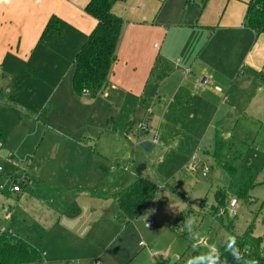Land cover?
Segmentation results:
<instances>
[{
  "label": "crops",
  "instance_id": "0c3cea01",
  "mask_svg": "<svg viewBox=\"0 0 264 264\" xmlns=\"http://www.w3.org/2000/svg\"><path fill=\"white\" fill-rule=\"evenodd\" d=\"M89 1L10 0L0 5V76L8 85L17 83V88L29 85L37 88L42 83L41 73L66 72L64 80L55 76L51 82L55 92H59V99L54 96L49 100L54 102L52 113L58 114L60 99L66 96L70 105L83 107L89 120L95 123L99 116L93 105L103 100L97 97L88 101L85 96L75 95L71 84L75 56L97 26L96 20L85 11ZM249 1H116L111 12L123 21V28L108 84L100 93L104 92L102 98L113 110L125 107L128 111L123 137L115 131L84 135L64 124L48 131L63 137L71 146L78 144L75 140L78 137H85L89 150L100 146L102 151H110L109 147H119L121 139L124 143L129 141L128 126L145 110L151 112L150 124L160 115L155 137L158 148L166 151L172 142L179 140L183 152L179 159L186 160L190 153H195V162L191 155L186 168L189 165L191 171H197L196 167L202 164L208 171L205 165L208 157L216 166V143L220 142L219 161L235 166L237 174L242 167L244 177L252 172L254 186L264 183V33L256 35L245 26ZM139 72L142 73L137 79ZM4 101L0 100L2 128L5 127L2 118L10 110L8 104L14 106L10 100ZM166 118L173 121L171 134L162 130ZM3 132L0 236L3 229L23 238L48 261L55 251L67 249L72 240H87L89 231L104 228V224H109L106 231L111 228L113 219L105 217L120 211L117 199L110 195L121 189L118 177L121 173L105 177L104 154L93 162L95 170L91 173L80 176L82 172L77 168L83 163H79L64 171L68 172L65 178L52 165L48 175H44L42 156L38 154L36 159L35 153L23 152L11 143L12 133ZM176 135L179 139L175 140ZM106 136L109 139L105 142ZM249 144L254 147L253 155L248 161L239 162L236 148ZM175 145L179 147L178 142ZM56 148L48 150L49 160L57 158L51 156ZM26 158L24 164H31L32 171L25 169L17 179L13 173L18 167L15 160L21 165ZM61 160L66 164L64 154ZM86 165L89 169V164ZM182 179L187 186L190 182L195 184L186 173ZM16 185L21 189L18 192L12 190ZM173 258L178 263L179 258Z\"/></svg>",
  "mask_w": 264,
  "mask_h": 264
},
{
  "label": "rangeland",
  "instance_id": "374dc122",
  "mask_svg": "<svg viewBox=\"0 0 264 264\" xmlns=\"http://www.w3.org/2000/svg\"><path fill=\"white\" fill-rule=\"evenodd\" d=\"M65 73L62 71L60 73L59 71L57 73L54 71L41 73L42 83L37 84V88L30 85L17 88V83L8 85L6 79L0 76V100H5L4 102L10 100L9 103L14 104L13 106L7 103L10 110H7V116L2 118L5 126L4 128L0 127L2 137L4 130L10 131L12 133L11 143L21 148L23 152L35 153L36 159L40 154L43 161L42 167L45 169L43 170L45 171L44 175H48V169L52 165L55 172H60L61 178H65V174L68 172L64 174V171L79 163H83L82 167L77 168L82 172L80 176L86 172L91 173L95 170L93 162L100 159L99 154H104V161L111 162V164L107 162L104 164L105 177L109 178L108 176L113 172L116 176L120 172L121 175L118 176L121 180L120 190L138 177L156 183L158 190L151 200V205L130 224L127 223L121 211L115 212L114 215L112 213L105 217L114 221L110 224L111 228L108 231L106 230L109 224H104V228L101 226L92 233L89 231L86 236L87 240L84 242L72 240L70 244L66 245L67 249L55 251V256H52L48 261L42 259V263L37 264H153L158 255L170 260L176 256L179 258L178 264H188L193 249L197 248L200 252H204L207 250V245L212 243H215L219 249L230 236L224 227L226 221L223 226L214 223L206 212L216 204L218 191H223L225 200L230 203L236 202L235 213L233 217H230L233 235L241 238L245 233L250 232L253 238L261 240V247L264 248V183L251 187L246 193V197L241 198L236 195V190L245 178V171L243 173L242 167L238 174L231 179L224 177L221 170L214 165L213 159L209 157L205 163L208 168L205 176H203L205 167L202 164L196 167L197 171H191L189 165L186 168V162L190 156H194L195 162L196 155L190 153L186 160L178 158L183 153L182 142L176 140L177 137L179 139L178 135L175 136V144L178 142V148L173 142L166 151H162L157 146L155 137H158L156 129L159 128L160 115H158L159 119L152 122L156 125L154 127L149 123L152 118L151 112L143 110L138 113V118H135L127 128L129 141L124 143L121 139L119 147H111V149L109 147L110 151H102L100 146L99 148L92 147L89 150L86 148L85 137H78L75 139L78 144L71 146L67 141H64L63 137L48 131L52 128L56 130L54 129L56 125L64 124L76 128L79 133L84 132V135H88V132L109 131L111 134L112 131H115L120 132L121 138L123 137L121 132H123L125 120L128 118V111L125 107H121L120 111L113 110V107L107 103L108 101L102 98L104 92L92 97L81 95L85 96L84 98L88 101L97 97L103 100L99 104L93 105L94 108H97L99 116L95 123L89 120L83 107L75 108L70 105V100L66 96L60 99L58 114L52 113L54 102L49 100L54 96L59 99V92L57 90L55 92L51 82L55 76L64 80ZM141 73L136 75L137 79L140 78ZM61 87L63 88L64 85ZM32 92L35 93V97L32 96ZM158 100L159 98L155 103H158ZM84 101L86 100L82 102ZM54 117L57 119L55 120ZM251 121V123L254 122ZM140 126L148 127V133L141 131ZM172 129V119L166 118L162 130L169 131L171 134ZM106 139L108 140L109 137L106 136L105 142ZM153 139H156L155 143H152ZM144 141L151 144L148 150L139 147V144ZM189 142L192 143L191 140ZM249 143L251 142L249 141ZM250 145L236 148L238 151L236 156L241 159L238 160L239 162L244 160L246 162L253 155L255 150L254 147L250 148ZM52 147H57L55 153L51 154V156L57 155L55 160H49V157H46L50 156L48 150ZM191 148L194 151V146ZM95 152H98V155L95 156ZM30 154H26V156L31 157ZM63 154L66 164L60 162ZM27 160V158L22 160L21 165L15 160L18 167L13 170V173L18 176L17 179L21 178L25 169L30 168L29 170L32 171V165L28 163L29 166H27L26 164ZM24 162L26 163L24 164ZM86 163L89 164V169H87ZM185 173L195 181L194 185L190 182L191 185L187 186V183L183 181L182 177ZM115 195L116 193H113L110 196L114 199ZM189 218L192 219L186 225L185 222ZM147 221H151L150 227L146 225Z\"/></svg>",
  "mask_w": 264,
  "mask_h": 264
},
{
  "label": "trees",
  "instance_id": "16d2710c",
  "mask_svg": "<svg viewBox=\"0 0 264 264\" xmlns=\"http://www.w3.org/2000/svg\"><path fill=\"white\" fill-rule=\"evenodd\" d=\"M118 0H90L85 7L86 13L97 22V26L87 37L73 62L72 90L75 95L81 96L86 92L89 96L100 93L108 84V77L112 63L116 60V47L123 28V21L112 12V6ZM245 26L254 34L264 33V0H251L247 3L244 15ZM1 94V93H0ZM1 138V130H0ZM221 143H216V166L227 178L237 175V169L229 162L219 161ZM254 174L248 172L239 184L236 195L246 197L248 190L254 186ZM158 190V185L146 178H136L129 186L125 187L114 196L119 209L126 218L127 223L135 220L150 206L151 200ZM229 201L225 200L223 191L216 193V204L206 211L215 223L224 225L229 234L236 239V245L242 253L241 261L233 259L232 255L224 251V245L219 247L222 253L221 260L225 264H243L245 259H254L257 264H264V248L261 240L253 238L251 233H245L241 238L234 236L231 218L226 208ZM223 210V215H218ZM0 236V264H37L42 262V256L37 249L17 236L7 232ZM201 252L195 248L191 251L190 260ZM153 264H170L169 259L159 257ZM178 264V263H174Z\"/></svg>",
  "mask_w": 264,
  "mask_h": 264
},
{
  "label": "clouds",
  "instance_id": "9594fccd",
  "mask_svg": "<svg viewBox=\"0 0 264 264\" xmlns=\"http://www.w3.org/2000/svg\"><path fill=\"white\" fill-rule=\"evenodd\" d=\"M10 0H0V5L9 3ZM192 218H189L185 223L186 225L190 222ZM224 251L232 255L233 259L236 261H241L242 253L236 245V239L233 236H228L227 242L224 246ZM222 253L217 248L215 243L207 245V250L201 252L196 257L188 261V264H225L221 260ZM243 264H257L254 259H245L243 257Z\"/></svg>",
  "mask_w": 264,
  "mask_h": 264
},
{
  "label": "built area",
  "instance_id": "2783aa9c",
  "mask_svg": "<svg viewBox=\"0 0 264 264\" xmlns=\"http://www.w3.org/2000/svg\"><path fill=\"white\" fill-rule=\"evenodd\" d=\"M85 95H87L86 94V92L84 93ZM140 130L141 131H146V127L145 126H140ZM156 141V139H154L153 140V142H155ZM193 170V169H192ZM206 173H207V169H204L203 170V175H206ZM12 190L14 191V192H18L19 190H21L17 185L16 186H14L13 188H12ZM235 205H236V202L235 201H232L231 203L229 202L228 203V206H227V208H226V211H227V214H228V216L229 217H233V215H234V213H235ZM220 212L218 213V215H223V213H224V211L223 210H219ZM148 227H150L152 224H151V221H147V224H146ZM2 233L3 232H6V231H4L3 229H2V231H1Z\"/></svg>",
  "mask_w": 264,
  "mask_h": 264
},
{
  "label": "water",
  "instance_id": "95a60500",
  "mask_svg": "<svg viewBox=\"0 0 264 264\" xmlns=\"http://www.w3.org/2000/svg\"><path fill=\"white\" fill-rule=\"evenodd\" d=\"M139 147L144 148L145 150H148L150 147V143H148L147 141L141 142L139 144ZM170 264H174V258L170 261Z\"/></svg>",
  "mask_w": 264,
  "mask_h": 264
}]
</instances>
